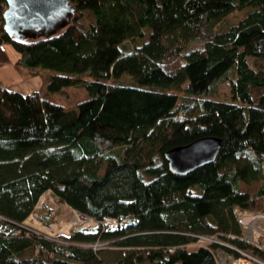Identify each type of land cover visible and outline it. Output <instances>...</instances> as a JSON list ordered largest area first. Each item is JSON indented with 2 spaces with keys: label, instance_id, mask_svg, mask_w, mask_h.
Returning a JSON list of instances; mask_svg holds the SVG:
<instances>
[{
  "label": "trees",
  "instance_id": "1",
  "mask_svg": "<svg viewBox=\"0 0 264 264\" xmlns=\"http://www.w3.org/2000/svg\"><path fill=\"white\" fill-rule=\"evenodd\" d=\"M70 2L65 29L22 42L0 0V67L11 45L22 75L51 71L29 93L0 81V264H217L220 245L194 246L199 235L264 259L234 212L264 211V0ZM70 87L88 94L75 109L49 99ZM207 136L222 139L216 161L171 173L165 153ZM49 191L101 225L54 238L26 226Z\"/></svg>",
  "mask_w": 264,
  "mask_h": 264
},
{
  "label": "rangeland",
  "instance_id": "2",
  "mask_svg": "<svg viewBox=\"0 0 264 264\" xmlns=\"http://www.w3.org/2000/svg\"><path fill=\"white\" fill-rule=\"evenodd\" d=\"M6 49L9 52L11 60L0 67V80L3 84L12 85L10 86L11 88L22 93H29L35 90H39L42 87L46 86L47 76L49 73H51V71L39 69L38 75L26 76V70L25 75H22L20 72L17 71L15 67V61L19 57V53L11 45H7ZM120 83L132 84L130 78L128 77L121 79ZM143 87L148 89L150 88V86ZM152 88L158 89L157 86H152ZM229 91V84L227 82H223L218 86V91L215 96L222 100H228L230 99ZM87 98L88 94L85 90L75 87L65 88L63 92L52 94L49 97L51 101L62 104L72 109H75L79 101H82ZM258 186V182H254L252 184L241 183L242 191L248 193L255 192ZM36 212H38V215H42L49 219L52 224L50 226L43 224L38 215L35 216L33 214L26 220L25 225L30 228H33V226L36 229L39 228L38 231L43 232L50 238H54L58 235L70 236L72 231L75 229H96L101 225L98 224L93 226L94 224H91L90 221L85 220V222L80 223L78 221V218L76 217L74 210L67 204L59 202L51 191L45 193L40 198L39 203L36 207ZM105 224L108 226L115 227L117 225H120L121 223L119 221H110L106 222ZM45 226L49 229L45 228ZM217 240L223 245L235 246L234 244L225 242L223 240H220L219 238ZM98 247L102 248L101 257L105 261L109 263L116 262L118 253L117 251L119 250L116 246L112 245L109 241H100L98 242ZM221 249L225 251L223 248Z\"/></svg>",
  "mask_w": 264,
  "mask_h": 264
},
{
  "label": "water",
  "instance_id": "3",
  "mask_svg": "<svg viewBox=\"0 0 264 264\" xmlns=\"http://www.w3.org/2000/svg\"><path fill=\"white\" fill-rule=\"evenodd\" d=\"M5 30L17 41L49 38L72 21L76 8L70 0H4ZM222 139L215 136L199 138L165 153L170 172L186 176L216 161Z\"/></svg>",
  "mask_w": 264,
  "mask_h": 264
},
{
  "label": "built area",
  "instance_id": "4",
  "mask_svg": "<svg viewBox=\"0 0 264 264\" xmlns=\"http://www.w3.org/2000/svg\"><path fill=\"white\" fill-rule=\"evenodd\" d=\"M73 210L80 223L90 221L91 224H94L93 226L100 224L98 220L92 217H88L86 214L78 210ZM234 212L243 231L242 235L238 236V238L244 242L255 246L259 250L264 251V211H249L243 210L239 207H235ZM33 214L37 216L38 212H36L35 210L32 215ZM110 221L116 222L118 220L114 218L106 219V222ZM230 237L236 238L233 235H230ZM218 238L222 240L218 235H199L197 236V240L194 243V246L209 247L213 244L220 245L218 246L215 252L217 264H264V259L261 258L259 255L253 254L250 251L241 249L237 246L223 245L217 240ZM225 246L231 249L232 251L225 249ZM95 248H99L98 243L95 244ZM221 248H223L225 251H223ZM235 252H237L238 255L235 254Z\"/></svg>",
  "mask_w": 264,
  "mask_h": 264
},
{
  "label": "crops",
  "instance_id": "5",
  "mask_svg": "<svg viewBox=\"0 0 264 264\" xmlns=\"http://www.w3.org/2000/svg\"><path fill=\"white\" fill-rule=\"evenodd\" d=\"M15 67H16V66H15ZM16 69H17V68H16ZM17 71H18V70H17ZM18 72H19V71H18ZM0 81H1V80H0ZM1 82H2V81H1ZM4 85H5V84H4ZM6 86L9 87V88H11L10 86H12V85H9V84H8V85H6ZM11 89H13V88H11ZM25 223H26V221H25ZM43 224H44V223H43ZM33 228H34V226H33ZM45 228L49 229V228L46 227V226H45ZM34 229H36V228H34ZM38 229H39V228H37L36 230H38Z\"/></svg>",
  "mask_w": 264,
  "mask_h": 264
}]
</instances>
